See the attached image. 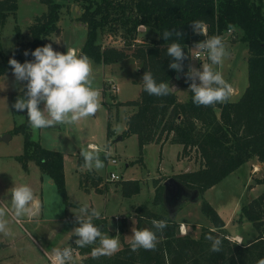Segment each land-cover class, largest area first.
<instances>
[{
    "label": "trees",
    "instance_id": "16d2710c",
    "mask_svg": "<svg viewBox=\"0 0 264 264\" xmlns=\"http://www.w3.org/2000/svg\"><path fill=\"white\" fill-rule=\"evenodd\" d=\"M47 5L46 12L36 16L29 26L30 40L22 48H16L8 55L1 54L0 76L11 71L9 58L15 56L23 62L33 57L25 56L26 49L32 50L46 43V38L58 29L60 3L55 0H41ZM82 4V13L78 20L86 25V39L80 53L87 55L95 64H114L132 58L142 75L152 71L158 81H169L180 76V83L188 88L191 79L189 71L190 46L204 40L202 34L192 30L191 22L200 20L204 24L207 36L223 35L235 32L241 42L247 46L248 84L236 101L216 103L214 105H197L192 100L189 90L188 100L181 102L176 93L167 96L150 95L143 90L141 83L138 99L124 102H112L110 106L132 108L126 115V129L122 135H136L139 155L149 143L162 145L165 142L178 143L183 152L195 150L200 158L196 170L183 172L174 176L187 189L195 190L200 195L220 182L230 173L256 158L263 164V176L258 183L264 184V4L262 0H73ZM16 0H0V25L8 13L17 9ZM152 29L156 37L137 41L141 32ZM165 29L178 30L183 35L180 43L184 46L185 59L181 62L183 71L178 72L169 67L173 58L167 54V46L177 39L175 35L165 40ZM119 35L125 48L103 46L100 34ZM20 33L17 31V38ZM226 39H230L229 36ZM25 83V82H24ZM23 90V89H22ZM22 90L20 95H22ZM116 99L115 96H112ZM109 106V110L110 109ZM13 128L24 135L23 153L17 157L26 168L28 160L34 161L43 172L47 173L65 201L67 196L64 183V158L61 152L42 147L29 137L30 124L27 119ZM108 127V134H110ZM155 179L154 204L163 203V185ZM96 184L100 176L93 179ZM133 187H132V185ZM122 195L129 197L138 193V182L124 181ZM135 210L139 212L136 229L146 224L152 227L153 219H165L167 226L157 231V243L153 249L139 248L133 251L130 241L124 243L111 255L94 257L92 249L96 244L79 247L82 257L79 264H259L264 259V192L252 198L248 204L241 206L244 216L258 230L257 236L247 244L231 241L224 229V221L206 200L201 203V211L213 225L203 227L199 236L194 238L180 234V223L165 215L151 211L140 204ZM104 233L108 230L105 217L94 221ZM222 238L221 250H210L211 241L207 235Z\"/></svg>",
    "mask_w": 264,
    "mask_h": 264
},
{
    "label": "rangeland",
    "instance_id": "374dc122",
    "mask_svg": "<svg viewBox=\"0 0 264 264\" xmlns=\"http://www.w3.org/2000/svg\"><path fill=\"white\" fill-rule=\"evenodd\" d=\"M55 1L61 6L58 29L46 38V43L51 42L54 49L60 51H66L68 47L80 54L86 39V25L78 20L82 4L73 0ZM262 1L264 4V0ZM16 2L15 12L8 13L3 25H0V59L1 54L8 55L30 40L29 26L36 16L47 10V5L41 0ZM144 28L140 26L142 33L137 41L156 37L152 29ZM17 31L20 33L18 38ZM228 36L230 39H226ZM222 37L227 42L229 52L223 63L215 67L232 86V94L234 90L239 93L248 84L247 46L238 39L234 31L226 32ZM99 39L103 46L126 47L119 35L101 33ZM194 47L195 45L190 46L189 68L202 69V64L209 62L207 54L194 57L198 51ZM91 62L93 87L100 92L101 106L97 112L73 124L64 123L43 129H33L30 126L28 129L32 140L44 148L62 153L67 201L49 175L40 170L34 161L28 160L25 168L17 158L23 153L24 135L13 131V128L25 121V114L14 111L12 104L20 96L24 82L15 81L12 71L0 76V136L10 135L9 138L0 140V207L10 208L5 194L14 182L29 183L39 204L34 217L26 215L21 224L10 223L11 234H0V264H52L50 257L53 249L63 247H71L73 251V259L68 264H79L84 255L74 245L77 237L72 235V230L78 226L75 212L85 202L100 211V217H105L108 230L104 233L118 236L121 248L122 243L131 239L132 229H136L135 219L139 213L135 208L138 204H144L153 212L171 217L163 203H153V178L159 175L178 176L185 170L188 172L200 166L198 153L193 149L182 152V157L178 156L175 160L176 149L173 145L166 146L161 153L157 144H146L140 157L137 136L122 135L125 131V116L132 112V108L121 106L116 110V106H110L114 102L112 96L119 101L139 98L141 87L132 81L141 79L142 82L143 75L137 71L139 64L130 57L114 64ZM171 81L176 82V86L181 84L179 80ZM196 82L199 83V80ZM115 84L118 86L117 94ZM183 92L179 91L180 99L184 96ZM119 136L122 138L118 139ZM90 143L100 149V158L105 163L103 169L88 170L85 167L81 152L91 150L88 146ZM111 158H115L117 162L112 164ZM180 159L184 162L179 163ZM261 166L256 158H252L203 194H198L195 200L184 198L174 217H171L181 222L180 234L197 238L203 227L213 228L208 217L201 211V203L206 200L225 221V233L231 241L246 244L254 239L258 230L242 217L240 209L264 192V184L258 183L263 176ZM110 172L118 174L120 179L108 180ZM96 176L101 178L98 184L93 180ZM135 180L139 186L138 193L124 197L121 193L123 182ZM7 198L10 199V194ZM185 222L189 224L186 225ZM142 225L143 228L147 227L145 223ZM182 226L185 233L180 231ZM237 234L242 236L239 240Z\"/></svg>",
    "mask_w": 264,
    "mask_h": 264
},
{
    "label": "clouds",
    "instance_id": "9594fccd",
    "mask_svg": "<svg viewBox=\"0 0 264 264\" xmlns=\"http://www.w3.org/2000/svg\"><path fill=\"white\" fill-rule=\"evenodd\" d=\"M191 25L194 33L206 37L196 42L193 49L206 52L209 61L202 64V69L190 67L186 74L187 78L191 79L188 90L192 93V100L197 105L205 106L228 102L232 97V86L215 67L221 65L228 55L227 42L221 35L207 36L204 24L200 20H193ZM173 35L177 39L172 40L167 46V54L173 58L169 67L181 72L183 71L181 62L186 57L184 46L180 43L183 34L178 30L169 29L162 33L165 40H169ZM24 55H30L33 59L21 62L12 56L8 61L15 81L25 82L22 87L23 94L17 97L12 109L16 112L26 110L28 122L33 129L64 123L73 124L82 118L92 116L100 108V92L93 87L92 62L87 55L78 54L68 47L66 51L54 49L51 42L32 50L26 49ZM197 79L199 83L196 82ZM142 83L143 90L154 96H167L173 87L169 81H158L152 71L144 72ZM81 155L88 170H100L105 167L104 161L100 158L99 148L92 146L91 150L82 151ZM9 194L10 199L7 198ZM5 197L10 203V208L0 207V234L7 236L11 234L10 223L21 224L22 218L26 215L34 217L39 204L29 183L14 182ZM75 213L78 226L74 227L72 235L77 237L75 240L77 246L83 248L98 241V246L92 249L94 257L111 255L119 250V237L103 233L100 226L94 222L101 216L100 211L85 202ZM151 224V228L132 229L129 243L133 251L156 247L157 231H162L167 226V221L153 219ZM206 239L211 241V251L221 250V237L209 234ZM50 259L52 264H68L73 259L72 248H55ZM259 264H264V259Z\"/></svg>",
    "mask_w": 264,
    "mask_h": 264
},
{
    "label": "water",
    "instance_id": "95a60500",
    "mask_svg": "<svg viewBox=\"0 0 264 264\" xmlns=\"http://www.w3.org/2000/svg\"><path fill=\"white\" fill-rule=\"evenodd\" d=\"M179 78L180 76L176 74L175 79H179ZM9 137H10L9 134H5L3 136H0V140L2 139L5 140ZM119 139H121V137ZM162 185H163V204L168 209V212L171 215V217H174V213L176 214L177 209L184 198H188L189 200H195L196 198H198L199 193L197 191L187 189L180 181H178L173 176L167 177L163 181Z\"/></svg>",
    "mask_w": 264,
    "mask_h": 264
},
{
    "label": "crops",
    "instance_id": "0c3cea01",
    "mask_svg": "<svg viewBox=\"0 0 264 264\" xmlns=\"http://www.w3.org/2000/svg\"><path fill=\"white\" fill-rule=\"evenodd\" d=\"M144 30H145V28H144ZM190 63V62H189ZM137 64V63H136ZM8 72H10V71H8ZM6 74V73H5ZM177 80H180V78L179 79H175V81H177ZM133 82H136L140 87H141V79H137V80H132ZM140 81V82H139ZM171 83V85L173 86L172 87V91L174 92V93H176V95H177V97H178V100L179 101H181V102H185L186 101V99L188 98V92H189V90H188V88H186V87H183L181 84L180 85H178V86H176V82H173V81H171L170 82ZM115 86H116V88H117V91H116V94H117V92H118V86L115 84ZM245 88H246V86L245 87H243V89L241 90V91H239V93H236L237 91H235L234 90V93L232 94V97L235 95V94H238L237 95V97H235V98H232L231 97V99H230V101H236V100H238L239 99V97L242 95V93H243V91L245 90ZM184 89V90H183ZM180 90H182V91H184L183 93H184V96H183V98L182 99H180V97H179V95H180V93H179V91ZM114 91V90H113ZM139 93H140V91H139ZM116 98V97H115ZM114 102H124V101H119L117 98L116 99H114L113 100ZM127 101V100H126ZM121 107V106H120ZM23 113V112H22ZM124 122H126V116H125V119H124ZM125 129H126V123H125ZM121 136H119L118 137V139L120 138ZM122 138V137H121ZM155 144H157V143H155ZM160 148H161V153H162V150H163V148H165L166 146H168V145H173V146H175V149H176V154H175V157H174V159L175 160H177V157L179 156H181L182 157V152H183V146L181 145V144H178V143H170V142H165V143H163L162 145H160V144H157ZM146 146V145H145ZM193 151H195V150H193ZM161 158L163 159L164 158V155L163 156H161ZM200 159V158H199ZM252 159V158H251ZM184 161H183V159H180V162L179 163H183ZM200 160H199V165H200ZM248 162V161H247ZM247 162L245 163V164H247ZM160 163H161V161H160ZM260 165H262L263 166V164L262 163H260ZM261 166V167H262ZM199 168V167H198ZM196 170V169H195ZM186 172H187V170H185ZM192 171V170H191ZM174 177V176H173ZM160 178V179H159ZM162 178H167V177H164V176H158V177H156V178H153L154 180L155 179H159V180H161ZM164 179V180H165ZM153 180V181H154ZM164 180H162V181H160L162 184H163V181ZM153 186H154V190H155V184H154V182H153ZM182 203V202H181ZM138 205H140V204H138ZM181 205V204H180ZM216 210V209H215ZM178 211V210H177ZM217 211V210H216ZM137 212V211H136ZM218 212V211H217ZM137 213H139V212H137ZM136 214V213H135ZM218 214H219V212H218ZM220 215V214H219ZM104 216V215H103ZM139 216V214H137L136 215V223H137V217ZM220 217H221V215H220ZM222 218V217H221ZM222 220H223V218H222ZM224 221V220H223ZM181 223V222H180ZM186 223V225H188L189 223H187V222H185ZM224 224L226 225V223H225V221H224ZM224 225V229H227V227ZM237 236V238L238 239H240V237H242L240 234H237L236 235ZM255 238V237H254ZM253 240V238L248 242V243H250L251 241ZM130 241V240H129ZM129 241H126V242H124V243H128ZM247 244V243H246ZM122 245H123V243H122ZM121 245V246H122Z\"/></svg>",
    "mask_w": 264,
    "mask_h": 264
},
{
    "label": "built area",
    "instance_id": "2783aa9c",
    "mask_svg": "<svg viewBox=\"0 0 264 264\" xmlns=\"http://www.w3.org/2000/svg\"><path fill=\"white\" fill-rule=\"evenodd\" d=\"M197 54H198V57H196L197 56ZM206 54V52H203V51H196V53L194 54V57H196V58H199L200 57V55H205ZM116 91H117V88H116ZM90 148H92V146H95V145H93V144H89L88 145ZM96 147V146H95ZM97 148V147H96ZM107 152V151H106ZM110 162L112 163V164H114V163H116L117 161H116V159L115 158H111L110 159ZM108 180H119L120 179V176L118 175V174H116L115 172H110V174H109V177L107 178ZM181 230V233H185V230L183 229V226L180 228Z\"/></svg>",
    "mask_w": 264,
    "mask_h": 264
},
{
    "label": "bare ground",
    "instance_id": "6f19581e",
    "mask_svg": "<svg viewBox=\"0 0 264 264\" xmlns=\"http://www.w3.org/2000/svg\"><path fill=\"white\" fill-rule=\"evenodd\" d=\"M239 240V239H238Z\"/></svg>",
    "mask_w": 264,
    "mask_h": 264
}]
</instances>
